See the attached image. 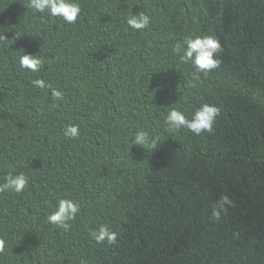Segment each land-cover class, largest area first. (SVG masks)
I'll use <instances>...</instances> for the list:
<instances>
[{"label": "trees", "instance_id": "obj_1", "mask_svg": "<svg viewBox=\"0 0 264 264\" xmlns=\"http://www.w3.org/2000/svg\"><path fill=\"white\" fill-rule=\"evenodd\" d=\"M79 2L72 25L0 0V32L21 34L0 46V184L28 179L0 193V264H264V0ZM138 12L150 25L134 31ZM204 35L222 45L207 75L173 52ZM24 52L39 72L19 68ZM205 103L220 108L211 133L169 129L170 108L191 119ZM222 194L234 207L216 222ZM62 198L80 205L68 232L47 221ZM101 224L115 245L92 239Z\"/></svg>", "mask_w": 264, "mask_h": 264}, {"label": "clouds", "instance_id": "obj_2", "mask_svg": "<svg viewBox=\"0 0 264 264\" xmlns=\"http://www.w3.org/2000/svg\"><path fill=\"white\" fill-rule=\"evenodd\" d=\"M28 7L37 13H47L52 18H61L65 23L74 25L78 17L81 15L82 8L79 0H28ZM43 19V17H41ZM128 28L134 31H141L150 25V17L144 12L132 14L125 21ZM20 33L15 32L13 39H8L3 32H0V46L7 45L9 41L19 38ZM222 51L220 40L214 35H204L186 38L183 45L177 44L173 48V52L178 56L181 63L190 64L195 73H204L207 75L212 70L219 67L221 61L217 59V55ZM44 64V60L33 54L20 55L18 65L20 69H26L32 73L40 71ZM31 83L38 88H51L50 84H46L43 78H37ZM194 86V85H193ZM64 92L59 89H51V97L53 101H61L64 99ZM220 115V108L215 105L203 104L192 114V118H186L185 114L177 108H170L166 115V123L170 130L179 131L184 128L196 136L203 133H211L216 118ZM65 137L75 139L79 136V125L68 124L63 129ZM132 144L151 146L156 148L158 140L149 137L145 131L135 133ZM28 184V179L23 172L13 174L8 172L4 178V182L0 184V193L12 191L17 194L22 193ZM230 207H234L232 198L227 194H222L218 200L212 204L211 219L219 222L222 216L227 214ZM80 212V205L71 199H59L56 210L47 215V221L63 229L65 232L70 230L71 221H74ZM90 236L97 244H103L105 241L108 245L117 243V233L112 231L108 225L101 224L95 231L90 232ZM5 251V241L0 239V254Z\"/></svg>", "mask_w": 264, "mask_h": 264}]
</instances>
